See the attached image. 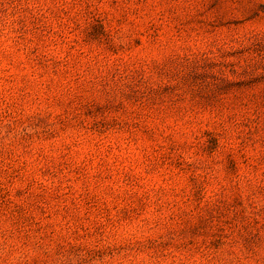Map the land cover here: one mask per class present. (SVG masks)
Wrapping results in <instances>:
<instances>
[{
	"label": "rangeland",
	"instance_id": "1",
	"mask_svg": "<svg viewBox=\"0 0 264 264\" xmlns=\"http://www.w3.org/2000/svg\"><path fill=\"white\" fill-rule=\"evenodd\" d=\"M0 264H264V0H0Z\"/></svg>",
	"mask_w": 264,
	"mask_h": 264
}]
</instances>
